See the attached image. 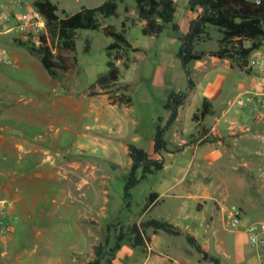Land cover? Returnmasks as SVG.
I'll list each match as a JSON object with an SVG mask.
<instances>
[{"label": "rangeland", "instance_id": "374dc122", "mask_svg": "<svg viewBox=\"0 0 264 264\" xmlns=\"http://www.w3.org/2000/svg\"><path fill=\"white\" fill-rule=\"evenodd\" d=\"M3 1L6 0H0ZM25 1L35 7V0ZM53 1L59 5L60 12L64 9L70 13L82 6L100 4L104 0ZM175 2L179 11L174 20L179 23V30H174L168 24L159 35L142 32L144 19L138 15L135 0H121L118 14L107 17L99 14L102 25L110 23L118 29L124 25L133 46L141 47L135 50L123 46L120 49L122 56L116 59L120 67V79L132 84V105H111L105 92L90 94V84L100 72L107 69V44L113 39L103 27L77 29L76 49L65 51L72 66L67 71L59 70L56 77L30 50V43L26 45L12 36L0 37V47H7L14 58V63L0 62V125L15 135L40 130H46L48 135V123L52 122L54 129L60 127L62 136V140L54 146L62 148V154L70 161L77 158L82 163L77 173L74 167L68 168V176H74L67 179H77V188L82 186L84 190L92 179H100V195L93 199L95 208L91 204L88 206L87 203L77 202L71 214L78 216L92 210L87 213L86 220L95 229L98 228L100 237L97 245L103 246L102 262L113 256L110 264H141L144 258L151 255L166 256L172 259V264H215L204 259L202 253L187 241L185 233L191 232L198 237L204 249L211 254L221 255L222 263L248 264L247 261L254 259V263H249L259 264L257 251L248 240L243 225L231 230L226 227L225 221L231 217L228 207L232 203L243 206L244 223L264 218V183L257 172V166L264 163V141L259 131L231 135L223 129L210 132L223 111H227L226 116L229 118L240 117L235 111H241L245 106L231 104L232 101L239 91L251 84L255 76L258 75L260 80L262 78L255 68L242 66L236 59L214 63L216 69L229 66V71L225 72L229 79L224 80L218 89V94L228 99L215 109L214 114L208 115L207 120L199 122L191 120L189 115L196 105L202 104L205 82L195 72L194 64L191 65L192 77L198 81V87L189 90L183 119L178 122V127L174 123L165 133L168 144L177 148L178 152H166V167L149 174L135 185L132 188L131 204L125 205L124 184L131 167L126 144L131 141L152 152L158 115H162V123L168 117L164 101L171 90H185L188 85V76L177 55V49L181 42L178 35L187 30L193 11L190 10L188 0ZM209 31L211 36L199 40L195 48L208 50L219 47L220 32L212 26ZM115 51L112 49V53ZM252 57L253 52L249 62ZM234 74L250 82L242 86L239 81H235ZM44 118L49 122L44 121ZM174 138L185 139V142L177 145ZM40 139L38 136L34 142L38 143ZM48 140L51 142L50 137ZM152 154L157 155L154 152ZM193 154L195 161L187 167ZM208 156L211 158L208 159ZM161 179H187L181 187L189 190L191 196L182 206L180 198L171 195V190L149 212H145L143 206L148 193L161 187ZM149 217L168 219L178 224L183 232L171 234L159 230L158 237L162 239L149 253L147 243L134 244L131 229L134 222ZM19 221L20 215L15 227ZM85 228L81 227L78 231L79 237L72 233L61 235L63 237L59 239L56 253L43 256L36 254L32 259L58 264L55 260L62 258L67 264L72 263V251L82 250L95 236V232H88V226ZM120 230L126 235L112 255V247L115 246ZM15 231L16 244L10 249V254L0 256V264H19L16 252L25 247L31 250L32 237L27 232ZM145 234L148 237L153 235L154 229L147 228ZM97 245L92 256L94 258ZM28 256V253H23L24 258ZM83 259L82 264L89 263L87 255ZM163 264L171 262L165 260Z\"/></svg>", "mask_w": 264, "mask_h": 264}, {"label": "trees", "instance_id": "16d2710c", "mask_svg": "<svg viewBox=\"0 0 264 264\" xmlns=\"http://www.w3.org/2000/svg\"><path fill=\"white\" fill-rule=\"evenodd\" d=\"M121 0H104L94 6H82L80 9L67 13L64 9L59 11V5L53 0H35L36 8L47 20V33L42 35L39 46L28 44L30 50L40 58L47 70L53 76H58L59 70L67 71L71 63L67 60L65 51L76 49V32L79 28H99L111 35L113 39L107 44L109 58L107 69L100 72L95 81L89 86L90 94L105 92L112 103L132 105L131 82L120 79V67L116 59L122 56L120 49L123 46L133 47L139 50L141 47L133 46L126 35V28L118 29L113 24L102 25L99 14L110 16L118 14ZM138 15L144 19L142 31L145 34H159L168 24L174 30H179V23L174 20L176 3L175 0H135ZM191 9H198V14L190 20L188 30L179 33L181 40L177 55L181 59L183 68L188 76V85L185 90H171L164 101V108L170 111L165 123H162V115L155 122L153 135L154 151L157 156L150 154L143 146L134 142L128 143L129 155L132 162L124 184L125 205L131 204L132 188L149 174L156 173L164 168L165 158L161 154L167 149L165 136L167 128L175 121L179 113V107L184 103L189 90L194 87L189 63L199 59L205 54L219 57L236 59L242 66L249 63L251 53L263 44L264 40V0H189ZM214 27L220 32L219 47L210 50H198L195 48L197 41L211 36L209 27ZM112 49H116L112 53ZM214 112L212 101L204 97L201 107L193 113V119L201 120L206 115ZM159 192L152 190L144 203L143 210L148 211L155 203ZM152 227L154 231L164 230L171 234H181L183 229L168 219L149 217L131 225L134 233V244L145 245L149 238L145 232ZM126 233L122 230L117 234L114 250L121 246V240ZM187 241L202 253L204 259L213 261L215 264L222 263L221 256L211 254L204 249L198 237L191 232L185 233ZM101 244L97 245L96 257L90 264H110L112 257L102 262Z\"/></svg>", "mask_w": 264, "mask_h": 264}, {"label": "crops", "instance_id": "0c3cea01", "mask_svg": "<svg viewBox=\"0 0 264 264\" xmlns=\"http://www.w3.org/2000/svg\"><path fill=\"white\" fill-rule=\"evenodd\" d=\"M190 10L193 11V15L188 21L187 30L190 20L198 14V9L193 10L190 8ZM178 11L179 8H177L176 4L175 16H177ZM229 59L232 58L205 54L203 57L192 60L189 63L190 70L191 65L194 64V69H196L195 72H197L199 78L205 82L203 98L206 96L211 99L214 112L218 106L222 105L228 99H223L222 96L218 94V89L224 80H226L227 78L229 79V76L225 73L226 71H229V66H223V68L221 67L219 69H216L213 65L217 62L222 63V61L223 63H226ZM233 78L235 79V81H239L242 86H246L248 82H250L247 79L238 76L237 74H234ZM194 83V87H198V81L194 80ZM249 86H261L258 75L255 76L254 79H252ZM249 86L243 88V90L248 89ZM61 99L62 98H59V100ZM187 101L188 96L185 99L184 103L180 105L178 116L171 125L176 123L175 127H178V122L183 119V109ZM110 104L118 105L112 102H110ZM201 105H196L195 109L192 111V113H190L189 117L191 118V120H195L193 119V113L196 112L201 107ZM77 107L76 109L78 110ZM166 110L169 116L170 111L168 109ZM214 112L208 115L211 116L212 114H214ZM226 112V110L223 111L222 116L217 117V121L210 128V132H214L218 129H223V131H225L228 135H231L227 127L228 121L223 118V115L226 116ZM235 113L238 115V117L240 116L239 119L251 122L252 130L248 131V134H253L255 133V131L258 132L260 129H262V125L253 120L252 113L250 112L248 107H245L241 111H235ZM208 115L201 119V121L207 120ZM43 120L48 121L45 118ZM196 121L199 122L200 120ZM48 127L50 130L48 135L46 134V130H40L35 133L31 131H25L22 134L15 135L13 133L5 131L3 129V126L0 125V151L7 155L6 159L0 161V196L12 200L14 203V210L20 215V221L16 225L14 231L17 229V231L21 230L24 233L27 232L28 235L32 237L33 242L31 245V250H27L28 247H25L22 251L16 252V261L19 264H50L49 260L37 262L36 260L32 259V256L36 254L39 256H43L54 252L56 253L58 251L59 239L63 237L61 235L72 233L74 234V236L79 237L78 231L81 230V227L85 228L86 226H88V232L91 234L95 232V236L93 239L88 241L86 247L82 250L76 249L72 251L71 255L73 262L70 264H82L81 262L84 260L83 257L85 255L89 257L88 264H90V261L94 259V257L92 256L95 252V246L98 244L100 237L98 228L95 229V227L89 224L86 220L87 213L92 210H87L84 213L79 214L78 216H73L71 214V209L73 206H76L77 202L87 203L88 206L89 204H91L95 208L96 203L93 199L95 196L100 195L101 181L100 179H92L87 189L84 190L82 186L80 188H77V179H67L68 177L72 178L74 176V174L68 176V168L71 166L74 167L75 173H77L78 166H81L82 163L78 161L77 158H72L73 160L70 161V159L66 158L65 154H62L64 153V150L62 148L54 146L62 140L60 127L54 129V125L52 122L48 123ZM38 136L41 139L38 143H36L34 142V139ZM49 137L51 139V142H49L48 140ZM174 141L178 142L177 145H181L183 144V142H185V139L174 138ZM128 143L126 144L125 148L127 149V152L129 154ZM153 152L158 155V153L154 151V140L153 151L149 153L152 154ZM166 152H178V150L177 148L174 149L173 145H169L167 140V149H163L161 151V154L164 156ZM207 158L210 159L211 157L208 156ZM194 161L195 154H193V156L189 159L187 167H190ZM166 165L167 164L165 158L164 167H166ZM186 180L187 179H161V189H152L159 192L152 208L157 203H159L161 198L171 190V195L180 198V204L184 206L186 199L191 196L189 190L186 191L181 187V184ZM152 190H150V192ZM150 210L145 212H149ZM62 224H65V226H63ZM14 231L9 238L0 240V256L10 254V249L14 244H16L14 239L16 231ZM158 235L159 231H154V234L149 236L150 240L149 238L146 240L147 246L149 248V253L153 250L155 244H157L160 239H162L158 237ZM167 247L168 246H166V248ZM23 253H28L29 256L27 258H24ZM165 260H169L172 264V259H168L166 256L153 257L151 255H148L146 258H144L141 261V264H163ZM55 261L58 264H67L66 261H64L62 258H57ZM174 261L176 260L174 259ZM251 261L254 263L253 259L247 261L248 264H251L249 263Z\"/></svg>", "mask_w": 264, "mask_h": 264}, {"label": "built area", "instance_id": "2783aa9c", "mask_svg": "<svg viewBox=\"0 0 264 264\" xmlns=\"http://www.w3.org/2000/svg\"><path fill=\"white\" fill-rule=\"evenodd\" d=\"M44 33H47V20L36 6L31 7L25 0L0 2V37L12 36L37 47L41 44ZM0 62L14 63V58L7 47H0ZM248 66L255 68L262 75L261 86L239 91L231 104L249 108L253 120L262 125L258 133L264 141V43L253 51ZM1 106L0 92V108ZM223 118L228 121L227 127L231 134L252 130L250 121L227 118L225 115ZM6 158L7 155L0 151V161ZM257 172L264 183V163L257 166ZM228 210L231 212V217L226 219V227L234 230L243 225L248 240L257 251L258 263L264 264V218L252 219L244 223L245 210L242 205L232 203ZM18 218L19 214L14 210L13 201L0 197V240H5L13 234Z\"/></svg>", "mask_w": 264, "mask_h": 264}]
</instances>
